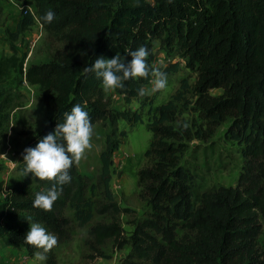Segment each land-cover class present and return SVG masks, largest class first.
Instances as JSON below:
<instances>
[{"label": "trees", "instance_id": "trees-1", "mask_svg": "<svg viewBox=\"0 0 264 264\" xmlns=\"http://www.w3.org/2000/svg\"><path fill=\"white\" fill-rule=\"evenodd\" d=\"M32 1L38 19L49 9L56 13L53 22L43 28L61 34L67 43V50L57 61L30 65L25 74L27 82L39 87L42 102L54 108L49 123L34 136L37 143L63 122L64 113L76 103L89 113L92 126L121 118L129 123L141 122L138 112L111 111L103 98L100 79L83 68L99 56L112 58L118 53L130 60L127 52L145 45L149 49L146 60L157 69L153 51L158 42L162 52L177 54L186 68L196 73L195 105L210 128L231 118L225 135L242 146L244 163L237 186L203 193L196 207L192 175L181 157L188 146L186 142L204 138L203 131L166 124L175 118L177 101L184 100L179 93L158 106V116L150 125L153 142L145 154L153 163L138 173L143 187L141 197L151 213L136 222L129 238L123 236L116 219L94 226L90 231L94 244L113 240L119 248L130 245V258L151 264H264V249L259 241L264 233V0ZM25 11L19 24L23 31L35 21ZM180 66L177 61L161 71L169 77ZM153 79L151 75L130 78L116 92L127 104L137 100L145 106L150 97L146 92L139 95L138 89L146 91ZM182 88L190 90L187 81H183ZM217 89L223 93L210 95ZM119 148L120 143L108 137L100 155L102 170L98 180L110 200L100 208L101 214L131 211L113 202L109 192L113 154ZM69 171L72 179L62 186L51 210L34 207L33 200L35 193L46 190L52 181L39 180L29 173L4 191L0 201V241L6 247L23 248L32 259L37 249L24 242L29 230L26 221L39 222L57 239L66 240L68 209L75 210L82 225L92 219L93 204L86 198L88 183L77 163ZM97 254L104 256L100 251Z\"/></svg>", "mask_w": 264, "mask_h": 264}, {"label": "rangeland", "instance_id": "rangeland-1", "mask_svg": "<svg viewBox=\"0 0 264 264\" xmlns=\"http://www.w3.org/2000/svg\"><path fill=\"white\" fill-rule=\"evenodd\" d=\"M148 1L152 3L154 0ZM26 9L35 21L23 31L19 29V24ZM37 20L32 0H0V201L4 191L24 179V149L37 144L35 134L54 115V108L42 102L39 87L27 82L25 74L30 65L57 61L67 50V43L61 34L45 31ZM153 53L159 71L177 61L181 66L176 73L167 77L164 89L151 92L152 83L146 88L150 101L145 106L137 100L127 104L116 89L107 92L103 90V98L111 111L130 114L138 112L142 121L129 123L121 118L92 126V147L86 150L78 163V171L88 183L86 198L93 204L92 219L82 225L75 217V210L68 209L65 216L70 224L69 238L57 239L56 245L44 253L45 259L42 261L36 255L31 259L23 248L6 247L0 241V264H151L146 260L130 258V245L119 248L113 240L104 245L94 244L90 231L94 226L110 224L116 219L122 227L123 236L129 238L135 230L136 222L150 215L151 209L141 197L143 187L138 173L153 163L145 154L153 142L150 125L158 116L157 107L173 100L178 93L184 100L177 101L175 118L166 124L193 131L201 128L204 135V138L186 142L188 146L181 157L182 164L192 175L194 204L199 206L203 193L219 187L237 186L244 158L241 154L242 146L225 135L232 119L211 129L209 121L195 105L197 97L194 96L193 86L197 80L196 73L188 70L185 61L177 54L162 52L158 42L155 43ZM183 81L189 84V91L182 88ZM209 93L218 96L223 90H211ZM108 137L120 143V148L113 154L115 163L109 192L113 202L131 210L129 213H99L102 205L110 201L104 185L98 180L102 170L100 155L106 149ZM32 184L30 182L29 185ZM25 226L30 229V221H26ZM178 232L179 235L183 234L182 229ZM259 241L264 249V233ZM96 251L102 252L104 256H98Z\"/></svg>", "mask_w": 264, "mask_h": 264}, {"label": "clouds", "instance_id": "clouds-1", "mask_svg": "<svg viewBox=\"0 0 264 264\" xmlns=\"http://www.w3.org/2000/svg\"><path fill=\"white\" fill-rule=\"evenodd\" d=\"M56 13L49 9L44 12L37 23L43 27L53 22ZM126 55L131 59L122 58L118 53L112 58L99 56L90 66L83 68L85 73L93 72L100 79L105 92L124 87V81L130 78L154 76L151 92L162 90L167 85L166 73L150 66L146 57L149 49L145 45L129 50ZM139 95H145L143 87L138 89ZM93 128L89 113L80 103L72 106L64 113V120L58 123L54 131L49 132L32 147L23 152L24 175L31 173L39 180L52 181L44 191H37L33 206L45 211L51 210L53 203L62 192V186L72 179L70 168L79 163L86 150L92 147ZM30 221V220H29ZM24 242L37 251V259L44 260L47 253L57 243V237L49 232L41 223L30 221V229L24 236ZM42 250V251H40Z\"/></svg>", "mask_w": 264, "mask_h": 264}, {"label": "built area", "instance_id": "built-area-1", "mask_svg": "<svg viewBox=\"0 0 264 264\" xmlns=\"http://www.w3.org/2000/svg\"><path fill=\"white\" fill-rule=\"evenodd\" d=\"M27 11H29V10L27 9V10L25 11V14H26Z\"/></svg>", "mask_w": 264, "mask_h": 264}]
</instances>
